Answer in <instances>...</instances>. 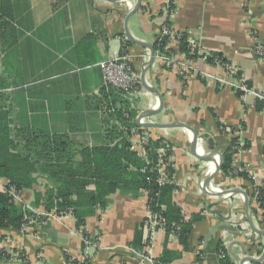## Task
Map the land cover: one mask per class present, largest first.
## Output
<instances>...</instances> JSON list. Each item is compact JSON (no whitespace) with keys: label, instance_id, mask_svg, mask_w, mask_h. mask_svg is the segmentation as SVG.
<instances>
[{"label":"crops","instance_id":"obj_1","mask_svg":"<svg viewBox=\"0 0 264 264\" xmlns=\"http://www.w3.org/2000/svg\"><path fill=\"white\" fill-rule=\"evenodd\" d=\"M166 11V0H141L137 12L128 18L133 38L156 42L160 24L183 32L200 50L218 52L232 64L256 92H264V0H173ZM136 0H0V111L8 122L9 139L16 140L18 130L28 129L50 135H63L73 143L95 146L103 144L104 105L100 90L104 87L99 63L113 54H126L139 77L149 51L129 40L124 33L127 13ZM129 5V6H128ZM11 11V13L9 12ZM256 41L262 47L258 54ZM171 44L169 50H178ZM185 82L173 69L154 60L145 66L136 97L129 101L138 125L146 109L159 106L158 112L143 116L144 122H182L197 132L202 140L195 144L199 152L203 141L212 137L222 154L231 138L240 136L249 146L233 156L234 164H245L256 178H264V110L255 108V99L242 101L235 89L216 80L226 78L224 70L207 67L201 61ZM207 73L210 77H202ZM232 81V80H231ZM141 121V119H140ZM222 124L225 129L218 125ZM148 136L167 141L172 149L178 189L176 204L186 214L205 210L203 219L193 226L189 248L184 250L175 236L158 231L150 254L165 257L166 264H197L195 248L202 241V264H219L217 251L221 234L230 242L226 252L230 261L255 253L264 242L246 218L241 194L218 193L242 188L249 199L251 181L226 178L220 169L204 175L211 161L190 153V132L180 126L145 127ZM137 145V137H132ZM199 154V153H198ZM215 158L216 156L213 155ZM30 187L20 190L18 207L34 205L35 193H44L47 181L34 176ZM2 184L8 177L0 175ZM109 205L86 218L85 231L91 242L85 246L82 234L69 216H51L36 221L26 233L19 228L0 229V264H149L144 252L130 247L138 224L147 215V197L115 192ZM45 210L43 205L37 206ZM250 209V207H249ZM250 213V210H249ZM252 224L264 231V221ZM18 252L17 256L12 253ZM167 253H170L169 256ZM40 255V263L34 260ZM86 258L85 263L81 260ZM73 260V261H72ZM255 264V263H253Z\"/></svg>","mask_w":264,"mask_h":264},{"label":"trees","instance_id":"obj_2","mask_svg":"<svg viewBox=\"0 0 264 264\" xmlns=\"http://www.w3.org/2000/svg\"><path fill=\"white\" fill-rule=\"evenodd\" d=\"M0 9L2 10L1 7ZM4 14L0 16V20L6 24L4 17L9 13ZM121 50L122 54H126V45ZM154 51L171 53V50L165 49L164 42H155ZM178 51L188 59L198 58L196 53H191L185 38L180 41ZM213 57L227 62L222 54L210 52L209 63H212ZM246 84L249 85L248 82ZM100 94L104 105L105 141L95 146L73 143L63 135H50L28 129L18 130L16 140L9 139L8 122L0 111V175L8 177V184L14 185L18 190L30 187L34 176L44 178L47 185L43 194L35 193L34 205H43L46 212L54 211L57 214L71 210L76 228L84 237H88L85 231L86 218L97 209L104 210L109 205L111 194L119 192L135 197L145 191L147 210L162 218L166 236L175 234L178 243L187 250L193 226L204 215L195 213L185 219L173 199L178 186L174 179L173 162L169 160L172 156L170 144L162 138L147 136L138 153L132 148L131 139L135 132L144 133L147 129L131 122L134 113L129 100L110 85H104ZM236 94L239 96V92L236 91ZM255 108L264 110V101L255 100ZM218 125L222 127L219 122ZM135 128L137 130L133 131ZM248 146L249 142L244 140V145L240 147L238 138L232 137L228 148L221 154L220 170L226 177L251 181L249 207L253 210L251 198L255 190L258 191L260 206H264V178H260L253 187L248 173L238 171L232 174L234 154L238 149H246ZM159 148H164L165 153L160 155ZM160 159L165 162L163 174L159 172ZM160 179L164 180L163 184L159 182ZM28 212L25 207H18L11 202L6 191L0 190V229L19 228ZM144 221L145 218L138 224L141 230H138L129 244L140 252L145 250ZM167 254L169 256L170 253ZM1 256L7 257L0 251ZM196 257L201 264L202 259ZM218 260L219 264H232L228 255ZM166 261L165 257L155 259L156 264H166ZM73 263L78 262L75 260Z\"/></svg>","mask_w":264,"mask_h":264},{"label":"built area","instance_id":"obj_3","mask_svg":"<svg viewBox=\"0 0 264 264\" xmlns=\"http://www.w3.org/2000/svg\"><path fill=\"white\" fill-rule=\"evenodd\" d=\"M174 3L173 0H166V11L171 10V4ZM129 6V5H128ZM185 38V41L188 42L189 48L191 53H196L198 55L197 59H188L186 58L185 54L179 52L178 50L172 51L169 54H163L159 51H155V60L161 61L164 63L167 67L175 70L185 82H188V80L191 78L195 70L197 69V62L201 61L204 63L207 67H213V68H220L221 70H224L226 74V78H221L217 76L216 80L220 83L231 85L235 91L239 92V97L242 101L246 100L247 97H253L255 100L264 101V92H256L254 91L248 84H246L245 80L238 76L237 69L228 62H222L218 57H213L212 63L208 62V57L210 56V52L200 50L198 46L192 42L186 35H184L183 32L175 30L171 25L168 23L163 22L160 24L158 35L156 38L157 44H161L164 42L165 49H169V46L171 44H179L180 41ZM256 45L254 48L258 52V54H262V47L256 42ZM102 72H103V78H104V85H110L113 86L115 89H118L122 92L123 96L127 98L129 101L133 100L139 90V83H140V77L138 72L135 71L134 68H132L131 64L129 63V57L127 54L117 53L113 54L110 57L102 60L99 63ZM202 77H210L207 73L201 74ZM232 80V81H231ZM141 122H144L143 119H141ZM138 126H140L138 124ZM222 129H225V127H221ZM137 128L133 129V131H136ZM134 137H137L138 144L135 145L133 143V149H135L138 153L141 152V144L146 140V137L148 136L146 132L144 133H137L135 132L133 134ZM149 137V136H148ZM238 138V144L240 147L244 145V140L240 136H236ZM132 140V139H131ZM243 149H238L237 152L241 151ZM201 149L199 150V152ZM158 153L160 155L165 153L164 148H159ZM208 153V151L206 152ZM171 160V158L169 159ZM216 158L213 156V160H211V166H213L216 163ZM160 168L159 172L160 174L164 173V166L165 162L163 159L159 160ZM233 166V172L232 174H236L238 171H244L248 173L249 177L251 178L253 182V187H255L256 184H258L260 178H256L255 176L251 175L248 172V166L245 164H234V161H232ZM231 176V175H230ZM234 176V175H233ZM231 178V177H226ZM161 184H163L164 180L160 179L159 181ZM0 190H4L7 192L8 196L11 199V202L17 203L20 200V190H18L14 185L9 184H2L0 180ZM143 192V191H142ZM145 193V191L143 192ZM146 194V193H145ZM250 198V196H249ZM251 205L253 210H250V215L252 216L253 221L256 223L257 221L261 222L264 220V206L261 207L260 203L258 201V191H253L252 198H251ZM26 210L29 212L25 214L23 218V222L19 227V231L22 233H26L30 230V227L38 220H44L45 218L51 217V216H69L73 217V214L71 210L57 214L54 211L46 212L45 210L39 209L38 207H32V206H24ZM182 215L185 217V219L190 218L191 215L186 214L181 209ZM206 211H200V215H205ZM145 247H144V259L149 264H156L155 259L150 254V249L152 245V240L155 237L156 233L158 231H164V220L157 216L156 214H153L147 210V215L145 217ZM172 236H175V234H171ZM82 240L85 246L94 245L98 246V240L95 242H91L87 237L82 236ZM229 237L227 234L223 233L220 237V243H219V250L217 252V258L223 259L227 254L226 249L229 246ZM202 241H200L195 248V255L201 258V247H202ZM264 249V242L257 247L255 253L250 252L246 256H252L254 258H259L262 251ZM1 250V248H0ZM18 252L12 253L13 256H17ZM230 259V258H229ZM86 258L81 260V263H85ZM36 263H40V255H37L35 260ZM231 262V261H230ZM234 264L233 262H231ZM264 263V259L260 264ZM197 264H200L199 262ZM202 264V263H201ZM239 264V262H238ZM246 264H253V263H246Z\"/></svg>","mask_w":264,"mask_h":264},{"label":"water","instance_id":"obj_4","mask_svg":"<svg viewBox=\"0 0 264 264\" xmlns=\"http://www.w3.org/2000/svg\"><path fill=\"white\" fill-rule=\"evenodd\" d=\"M140 3H141V0H136L133 8L127 13L126 15V18H125V23H124V33L126 35V37L133 41L134 43L142 46V47H146L149 51V54H148V59L144 62V66H143V70L141 72V75H140V81L141 83L144 85V86H147L146 83H145V79H144V73L146 71L145 69V66H151L153 63H154V60H155V51H154V47L152 44L148 43V42H144V41H141V40H138V39H135L132 37V35L130 34L129 32V29H128V18L135 14L137 12V10L139 9L140 7ZM157 95H158V99H159V106L156 108V109H146L143 114L140 116V119H143V116L146 115V114H150V113H155V112H158L161 107H162V98L160 96V94L157 92V90L153 89ZM139 119V122L138 124L142 127H149V128H153V127H156V128H167V127H174V126H180V127H183V128H186L187 130H189L190 132V146H189V150H190V153L194 156H200L201 154H203L204 152H207L208 153L206 154L205 157H201V159L203 160H213V155L216 156V163L211 167L209 168V170H207V172L205 173L204 177V181H203V185L205 187L208 186V183L210 181V176H206L208 173H210L211 171L215 170V169H220V162H221V154H219V152L217 151V147L215 145V142L213 140L212 137H207L205 138V140L203 141V144L201 146V151L196 153V150H195V144H196V138H197V132L194 130V128L182 123V122H178V121H175V122H170V123H152V122H141ZM229 193V196H232L234 194H241L242 197H243V201H244V205L246 207V218H247V221L249 223V226L251 227V229L256 232V233H259V234H262L264 236V231L263 230H259L257 229L255 226H253L252 224V220H251V215L249 213V199H248V196L246 194V192L242 189V188H232V189H229V190H226V191H223L221 193H218V196H221L222 194L224 193ZM264 259V249L260 255L259 258H254L252 256H243L240 260H239V264H246V263H255V264H260Z\"/></svg>","mask_w":264,"mask_h":264},{"label":"rangeland","instance_id":"obj_5","mask_svg":"<svg viewBox=\"0 0 264 264\" xmlns=\"http://www.w3.org/2000/svg\"><path fill=\"white\" fill-rule=\"evenodd\" d=\"M202 140V137L201 136H197V138H196V143L197 142H199V141H201ZM73 261V260H72Z\"/></svg>","mask_w":264,"mask_h":264},{"label":"bare ground","instance_id":"obj_6","mask_svg":"<svg viewBox=\"0 0 264 264\" xmlns=\"http://www.w3.org/2000/svg\"><path fill=\"white\" fill-rule=\"evenodd\" d=\"M212 167V166H211Z\"/></svg>","mask_w":264,"mask_h":264}]
</instances>
